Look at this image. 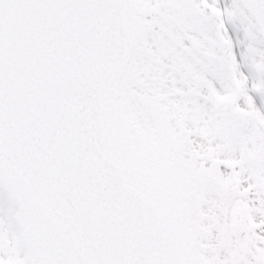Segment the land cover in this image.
Returning a JSON list of instances; mask_svg holds the SVG:
<instances>
[{
  "label": "snow or ice",
  "instance_id": "6c2138e0",
  "mask_svg": "<svg viewBox=\"0 0 264 264\" xmlns=\"http://www.w3.org/2000/svg\"><path fill=\"white\" fill-rule=\"evenodd\" d=\"M0 264H264V0H0Z\"/></svg>",
  "mask_w": 264,
  "mask_h": 264
}]
</instances>
